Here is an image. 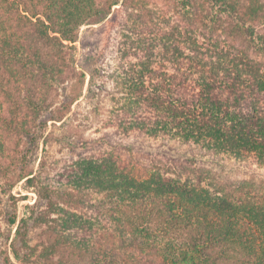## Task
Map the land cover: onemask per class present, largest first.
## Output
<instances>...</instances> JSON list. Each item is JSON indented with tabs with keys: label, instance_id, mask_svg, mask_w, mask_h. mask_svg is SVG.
<instances>
[{
	"label": "trees",
	"instance_id": "obj_1",
	"mask_svg": "<svg viewBox=\"0 0 264 264\" xmlns=\"http://www.w3.org/2000/svg\"><path fill=\"white\" fill-rule=\"evenodd\" d=\"M0 264H264V0H0Z\"/></svg>",
	"mask_w": 264,
	"mask_h": 264
},
{
	"label": "rangeland",
	"instance_id": "obj_2",
	"mask_svg": "<svg viewBox=\"0 0 264 264\" xmlns=\"http://www.w3.org/2000/svg\"><path fill=\"white\" fill-rule=\"evenodd\" d=\"M100 25H101V23L84 25L80 30V34H81V36L84 37V42L89 45V48L99 46ZM83 50H85V47L81 46L80 43L77 42V48L75 50L76 59H79L81 57ZM88 80H89V76L86 78V84H85L84 89H83V95L78 100H76L74 102V104L72 105L71 112H69L67 114L65 119H67V118L69 119L72 112L85 109V107H86L85 106V102H86V96L85 95H86V91H87ZM73 82H74V80H71L67 83L69 87L64 91L65 95H67V94H71L72 96L75 95L74 91L71 90V86H72ZM68 122H69V125L66 126L64 124L62 125V121L56 122V123H53L52 121H50L47 134H50L51 139L48 140L47 144L41 142L39 149L38 148H36V150L34 149L35 150L34 153L37 154V152H38L37 162L35 163L36 169L38 168L39 161L41 159V155L44 153L43 149L45 148V146H47L49 157H51L52 159L59 155L58 150L60 149L59 148L60 144L57 142V139H55L54 137L58 136L60 134H65L69 128H72L76 125V121L69 120ZM12 194L14 196H17V198H18V200L16 201L18 218H21V217L27 215L29 213V207L28 206L34 204L38 200V194H37L36 189L34 187H29L26 184L25 180H21L16 184V186L12 190ZM1 197L5 200V203L3 204V208H4L3 211H5L7 209V207H9L7 205V202L9 200V196L8 195H1ZM2 215H3V213H2ZM13 230H15V229H13ZM6 231H7V229H6ZM32 236H33V239L36 238L35 233H33Z\"/></svg>",
	"mask_w": 264,
	"mask_h": 264
}]
</instances>
